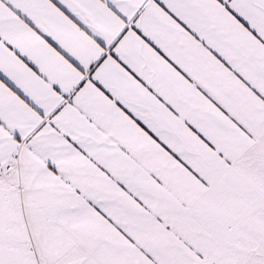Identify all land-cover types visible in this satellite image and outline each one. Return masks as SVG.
I'll return each instance as SVG.
<instances>
[{"label":"snow or ice","instance_id":"1","mask_svg":"<svg viewBox=\"0 0 264 264\" xmlns=\"http://www.w3.org/2000/svg\"><path fill=\"white\" fill-rule=\"evenodd\" d=\"M0 264H264V0H0Z\"/></svg>","mask_w":264,"mask_h":264}]
</instances>
